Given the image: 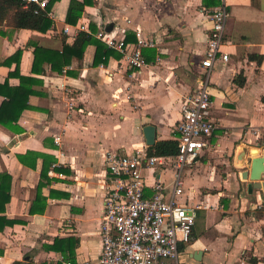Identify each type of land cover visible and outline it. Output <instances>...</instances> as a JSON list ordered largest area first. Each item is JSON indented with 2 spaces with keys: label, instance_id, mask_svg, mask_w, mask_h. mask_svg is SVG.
Masks as SVG:
<instances>
[{
  "label": "crops",
  "instance_id": "crops-1",
  "mask_svg": "<svg viewBox=\"0 0 264 264\" xmlns=\"http://www.w3.org/2000/svg\"><path fill=\"white\" fill-rule=\"evenodd\" d=\"M70 2L55 3L50 13L54 26L46 33L2 27L0 85L8 81L16 88L20 76L37 82L31 87L30 108L17 121L0 123V175L11 180V200L0 211L10 222L0 231V264H57L62 254L44 247L57 237L79 239L76 263L98 264L105 155L144 146L149 152L143 132L147 125L155 126L156 143L178 139L183 102L203 71L210 14L222 0H99L85 8L75 26L66 22ZM225 3L222 49L230 58L217 62L210 77L217 128L183 174L179 201L195 209L196 220L190 243L181 245L182 261L264 264V191L250 188L251 160L264 154V0ZM92 24L97 32L113 26L111 31L129 40L130 51L140 31L153 43L142 49L146 66L128 67L114 49L121 56L96 65V47L90 45L84 58H73L62 73L47 63L34 71L37 45L62 51L64 41L72 45L80 27L86 25L84 32L91 33ZM19 50L18 66L12 58ZM5 99L0 95V107ZM174 172L170 156L143 175L149 185L160 179L170 190Z\"/></svg>",
  "mask_w": 264,
  "mask_h": 264
},
{
  "label": "built area",
  "instance_id": "built-area-1",
  "mask_svg": "<svg viewBox=\"0 0 264 264\" xmlns=\"http://www.w3.org/2000/svg\"><path fill=\"white\" fill-rule=\"evenodd\" d=\"M24 1L40 8H46L49 3V0ZM227 21V5L222 0L210 14L207 48L200 60L203 71L195 90L185 97L182 105L172 188L169 190L160 179L149 185L143 175L145 169L156 170L164 165L168 157L150 155L147 146L129 154L106 153V194L100 226L102 251L98 264H194L182 261L180 249L192 239L196 212L193 207L181 204L179 198L184 193V171L197 162L207 139L217 128L212 119L209 85L216 63H226L230 58L222 49ZM80 29L87 31V26ZM136 36L137 44L130 51V45L116 31L108 32L102 26L96 34L109 48L124 56L128 67L140 70L146 66L142 49L153 43L145 40L140 31ZM148 188L152 190L150 196L146 194Z\"/></svg>",
  "mask_w": 264,
  "mask_h": 264
},
{
  "label": "trees",
  "instance_id": "trees-1",
  "mask_svg": "<svg viewBox=\"0 0 264 264\" xmlns=\"http://www.w3.org/2000/svg\"><path fill=\"white\" fill-rule=\"evenodd\" d=\"M58 1L60 0H49L46 8H40L37 4H28L24 0H0V35H4L2 30L4 24H7L14 29H28L42 33L48 32L54 26V20L50 13L52 12L55 3ZM94 4V0H71L66 22L70 25H77L82 18L85 8L87 6H93ZM90 29L91 33L81 31L72 45L64 41L62 51L50 50L37 45L34 52V71H39L37 67L47 63L51 65L54 71L62 73L64 67L71 64L73 58L76 57L79 60H82L86 49L90 45L96 47L94 62L96 65L110 56H121L95 36V33L97 32L95 24H92ZM127 41L129 42V40H126V43ZM21 56L22 51L19 50L12 58V60L18 62V66ZM20 81L21 84L16 88H10L7 86L8 81L0 85V95H5L6 97L0 107V123L5 119L17 121L21 113L25 109L30 108L29 97L35 93L31 87L37 81L25 76H20ZM8 89L9 91H7ZM11 110H15L16 112L11 113ZM149 152L151 155L174 157L178 154V141H159L154 146L149 147ZM47 171L48 169L43 170L42 178L47 176ZM7 178L9 179L6 175H0V211H4L5 206L11 200V180H8L7 183ZM43 186V183H40L39 190H41ZM6 223L8 224L10 222H6L5 218L0 216V231L4 230ZM79 244V239L75 237H57L51 244H46L44 247L48 251L62 254L63 261L58 262L57 264H63V262L67 261L76 263V249ZM28 264L48 263H35L30 261Z\"/></svg>",
  "mask_w": 264,
  "mask_h": 264
},
{
  "label": "water",
  "instance_id": "water-1",
  "mask_svg": "<svg viewBox=\"0 0 264 264\" xmlns=\"http://www.w3.org/2000/svg\"><path fill=\"white\" fill-rule=\"evenodd\" d=\"M113 26L108 28V31L112 30ZM144 138L148 146H154L156 144V128L153 125H147L144 127ZM254 154H259L258 150L253 151ZM248 171L243 172V178L248 179ZM250 179L254 182L250 188L264 191V154L262 156H256L251 160V172Z\"/></svg>",
  "mask_w": 264,
  "mask_h": 264
},
{
  "label": "rangeland",
  "instance_id": "rangeland-1",
  "mask_svg": "<svg viewBox=\"0 0 264 264\" xmlns=\"http://www.w3.org/2000/svg\"><path fill=\"white\" fill-rule=\"evenodd\" d=\"M180 257H181V259H183V253H182L181 249H180Z\"/></svg>",
  "mask_w": 264,
  "mask_h": 264
}]
</instances>
